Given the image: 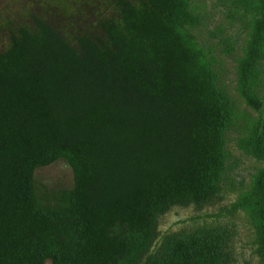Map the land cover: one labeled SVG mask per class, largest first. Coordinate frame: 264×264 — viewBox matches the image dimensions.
<instances>
[{
    "label": "rangeland",
    "instance_id": "374dc122",
    "mask_svg": "<svg viewBox=\"0 0 264 264\" xmlns=\"http://www.w3.org/2000/svg\"><path fill=\"white\" fill-rule=\"evenodd\" d=\"M30 6L0 0V264H264V0H142L106 74L9 48Z\"/></svg>",
    "mask_w": 264,
    "mask_h": 264
},
{
    "label": "trees",
    "instance_id": "16d2710c",
    "mask_svg": "<svg viewBox=\"0 0 264 264\" xmlns=\"http://www.w3.org/2000/svg\"><path fill=\"white\" fill-rule=\"evenodd\" d=\"M28 1L31 2V6L26 9L23 22H12L9 48L14 47L24 34L28 36L41 34L44 37H52V43L59 54L70 59L72 63L77 66L92 65L102 74H106V66L112 60L124 65L133 60L127 42L124 38L120 39V36L116 37L115 33L121 29L122 24L128 23L131 11L138 7L142 0ZM119 23L121 25L117 26ZM128 27L129 25L126 26ZM263 40L264 25L258 29L253 44V54ZM120 81L124 83L121 78ZM151 86L152 90L140 92L144 102L153 107L158 104L166 105L167 101H162L164 95L156 92V85ZM58 156L72 160L67 153H58L52 157V160ZM13 168L16 167H9L11 173ZM262 235L264 237L263 233ZM221 259V252L213 251V262L220 264Z\"/></svg>",
    "mask_w": 264,
    "mask_h": 264
}]
</instances>
